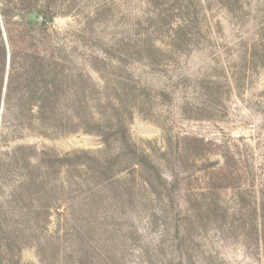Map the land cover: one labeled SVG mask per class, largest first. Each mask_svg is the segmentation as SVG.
<instances>
[{
    "label": "rangeland",
    "instance_id": "rangeland-1",
    "mask_svg": "<svg viewBox=\"0 0 264 264\" xmlns=\"http://www.w3.org/2000/svg\"><path fill=\"white\" fill-rule=\"evenodd\" d=\"M51 6L63 14L29 33L34 41L23 26L3 33L45 58L46 75L41 84L16 68L0 96V264H264L250 222L254 208H264V0H199L191 50L156 65H119L104 54L143 31L152 11L145 0H53ZM95 54L104 62L94 61ZM51 60L70 84L56 106L43 99L41 109ZM2 74L0 68V82ZM82 74L97 89L88 101L102 102L89 101L96 117L110 108L120 77L150 90L143 104L129 102L131 115L122 110V117L130 143L167 179L172 197L118 140L104 144L85 132ZM161 92L166 95L154 100ZM54 157L74 162L49 165ZM187 191L198 199L194 208L215 201L228 224L195 210L200 219L177 238Z\"/></svg>",
    "mask_w": 264,
    "mask_h": 264
},
{
    "label": "trees",
    "instance_id": "trees-1",
    "mask_svg": "<svg viewBox=\"0 0 264 264\" xmlns=\"http://www.w3.org/2000/svg\"><path fill=\"white\" fill-rule=\"evenodd\" d=\"M38 1L0 0V68L3 73L0 82V96H2L4 85L10 86L12 84L16 68H22L28 74H32L33 72L35 78L37 77L41 80L44 77L45 80V58L37 53H29L28 51L19 49L17 42L12 41V39L8 41L3 36V33H9L15 26H23L28 31L25 36H29L32 42L34 41V36L33 34L29 35V33L36 32V29H43L48 23L53 22L57 16L63 14L53 9L51 6L53 0H46L41 6L36 4ZM145 3L152 11L147 15L145 21L147 25L143 31H137L135 34L120 40V47L118 49H115L114 46H107L104 51L108 59H115L119 65L131 61H145L150 65L161 64V62H165L164 60L170 59L173 54L176 55L190 51L193 42L197 40L194 32L197 28L200 30L201 10L198 9L199 0H145ZM100 11L101 9L95 12L98 18ZM34 14H38L41 17L40 22L36 23L28 19L29 16H33ZM16 17H19L21 21H16ZM139 25L140 27L142 26L141 23ZM92 58L96 62H104L96 54ZM8 69L10 71L13 70V72L7 74ZM49 69L48 80L45 85L43 81V89L47 93L44 97L43 95L40 97L41 109L44 108L43 105L45 103H50V101L56 106L59 100L58 94L65 85L70 84L69 75L65 74L60 63L51 60ZM119 79L115 90V99L113 101L108 99L107 101L110 108L105 106L106 111L99 113V116L96 117L92 113L94 107L91 108L89 101L96 103L98 100L91 98L88 101V94L92 95L97 90L96 86L87 75L82 74L79 77L78 85L79 89L83 91L85 99L84 107L87 110L86 116L82 117L85 124V132H95L101 137L104 144H110L111 140H118L128 154L133 156L136 166L149 170L160 181L158 183L165 190L167 196L172 197L173 191L169 188L171 186L168 184L167 179L161 178L157 167L149 161V157L145 152H139L136 146L130 143L128 131L122 117V110H126L131 115V109L127 105L129 102H133L132 106H136L140 102L143 104V99L150 98L151 92L146 87L130 81L131 79L128 80L123 77ZM46 95L47 97L45 98ZM162 95L164 96L166 93L154 94V100H160ZM96 104L102 107L101 101H98ZM84 154L90 156L87 153ZM73 162V157H54L48 159L49 165L72 166ZM96 176V174H93L94 179L97 178ZM107 180H111V178ZM186 194L188 197V207L186 217L180 225L178 224L179 219L182 217L180 209L177 210V214L175 215V221L178 224L176 226L177 238L182 237L184 232L183 226H186L187 223L195 225L194 222H196L198 217L200 219V215L196 214L195 210H198L199 213H213L215 215L213 220L217 222L218 226L228 224L227 212H222V208L215 201H209L207 207L199 204L194 208V203H198L196 195L191 191H187ZM201 197L205 198L206 196L205 194H201ZM168 198L170 199V197ZM245 201L244 193H239L238 202L242 209L245 208ZM245 217H248V214L243 213V216L240 217V223L244 224L246 222ZM250 222L254 232H256L258 242L260 241L264 246V208L259 209L256 206L252 212Z\"/></svg>",
    "mask_w": 264,
    "mask_h": 264
},
{
    "label": "water",
    "instance_id": "water-1",
    "mask_svg": "<svg viewBox=\"0 0 264 264\" xmlns=\"http://www.w3.org/2000/svg\"><path fill=\"white\" fill-rule=\"evenodd\" d=\"M32 17L34 20H36L38 22L41 21V17L38 14H34Z\"/></svg>",
    "mask_w": 264,
    "mask_h": 264
}]
</instances>
